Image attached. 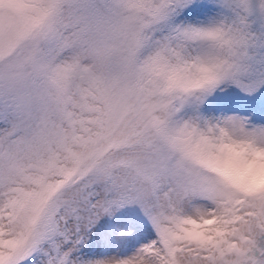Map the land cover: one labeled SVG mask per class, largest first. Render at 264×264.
<instances>
[{
    "label": "snow or ice",
    "instance_id": "6c2138e0",
    "mask_svg": "<svg viewBox=\"0 0 264 264\" xmlns=\"http://www.w3.org/2000/svg\"><path fill=\"white\" fill-rule=\"evenodd\" d=\"M0 264H264V0H0Z\"/></svg>",
    "mask_w": 264,
    "mask_h": 264
}]
</instances>
